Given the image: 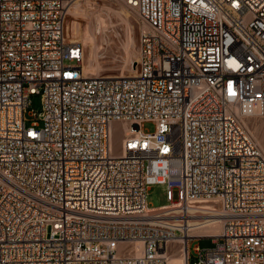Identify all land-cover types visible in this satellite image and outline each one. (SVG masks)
I'll list each match as a JSON object with an SVG mask.
<instances>
[{
    "label": "built area",
    "instance_id": "obj_1",
    "mask_svg": "<svg viewBox=\"0 0 264 264\" xmlns=\"http://www.w3.org/2000/svg\"><path fill=\"white\" fill-rule=\"evenodd\" d=\"M77 1L0 0V264H264V150L244 121L264 116V0H116L139 27L122 75L85 72L65 37ZM152 184L183 224L215 204L220 231L156 223Z\"/></svg>",
    "mask_w": 264,
    "mask_h": 264
},
{
    "label": "rangeland",
    "instance_id": "obj_2",
    "mask_svg": "<svg viewBox=\"0 0 264 264\" xmlns=\"http://www.w3.org/2000/svg\"><path fill=\"white\" fill-rule=\"evenodd\" d=\"M81 0L71 9V14L67 16L69 24L72 20L74 9L78 6L79 11L83 9L89 14L88 18L84 19L83 32L80 34V39L84 44L85 60L88 62L89 57L94 64L99 68V73L102 75H119L130 74L132 72V60L138 58V37L139 27L136 23L135 14L127 7L123 9L110 5V2H97L101 5H109L104 12H98L93 8H88L85 2ZM78 4V5H77ZM128 12V17L124 15V11ZM87 19V20H86ZM94 38L90 46V38ZM70 38V37H69ZM72 39V38H71ZM39 113L42 110V98L40 93H35L31 96L30 108L26 111L25 116L28 124L33 118L31 111ZM255 116V115H254ZM247 117L246 125L253 134L254 138L259 142L261 147H264V116ZM145 130L154 131L155 123L146 121L144 123ZM147 201L149 206L164 205L169 202L166 195L165 186L162 184H152L148 190ZM201 247H211L215 243L211 238L195 239L191 242V246L196 245ZM181 256H175L172 262L180 264ZM194 259V255H193Z\"/></svg>",
    "mask_w": 264,
    "mask_h": 264
},
{
    "label": "bare ground",
    "instance_id": "obj_3",
    "mask_svg": "<svg viewBox=\"0 0 264 264\" xmlns=\"http://www.w3.org/2000/svg\"><path fill=\"white\" fill-rule=\"evenodd\" d=\"M77 2H79V0ZM85 2L87 4L88 8H93V9H95L98 12H104L105 10L108 9V6H109V5H101V4H98L95 1H90V0H86ZM110 5L126 9L123 4L117 2L116 0H111L110 1ZM73 13L74 14L72 16V20H71V22L69 24H66L68 22V20H69V19L67 20V18H66V22H65V37L68 38V39L72 38V40H79L80 37H81L80 34H82V32H83V28H82V32H81L82 20L84 18H88L89 14L84 9H83L82 12H80L78 6L74 9ZM70 14H71V11L69 13V17H70ZM124 15L126 17H128L129 14H128V12L124 11ZM93 40H94V38L91 37L90 38V43H89L90 46L92 45ZM90 57H89L88 62H86V63L84 62L85 72L86 73L100 74L99 73L100 69L97 68V66L94 64V62H92L93 60L90 59ZM84 60H85V49H84ZM132 62H134V64H133L132 72L130 74H133V72L135 71V62H136V60H132ZM100 75H102V74H100ZM119 75H122V74H119ZM252 116H254V115L247 116V117H252ZM254 117H257V115H255ZM245 119H244V121H245ZM245 124H246V121H245ZM125 128H126V131L130 130L127 125H125ZM113 140H114L115 149L118 150L121 147L122 135L120 133H117ZM262 148L264 150V147H262ZM196 205H199V206H196L199 209L191 210V214H193L194 217L189 216V219L185 220L184 224L181 223L180 220L177 219L178 212L169 210V209H171L173 207V205H168V204L161 205V207H160L161 210H159L157 212H154L152 215H153V217H155L154 219L156 220V223H159L160 225H163V224H166V223H176L178 225H181L182 228L185 229L184 230L185 236L189 234V231H192V232H194L196 234H203V233L204 234L205 233L216 234V233H218L220 231V229H221V223H222L223 219L220 218V217H217V216L210 217L209 215H213L212 212H209V211L205 210V209H209L211 207L215 208V204H212V203H207V204L198 203ZM150 207H152V206H150ZM138 245H139V241H136L134 246L137 247ZM175 256H181L180 257V259H181L180 264H185L184 253L180 254V252L179 253L175 252V254L170 259V264H173L172 259H175V258H173ZM174 264H177V263L174 262Z\"/></svg>",
    "mask_w": 264,
    "mask_h": 264
},
{
    "label": "crops",
    "instance_id": "obj_4",
    "mask_svg": "<svg viewBox=\"0 0 264 264\" xmlns=\"http://www.w3.org/2000/svg\"><path fill=\"white\" fill-rule=\"evenodd\" d=\"M84 19L82 20V23H81V32H82V28H83Z\"/></svg>",
    "mask_w": 264,
    "mask_h": 264
}]
</instances>
